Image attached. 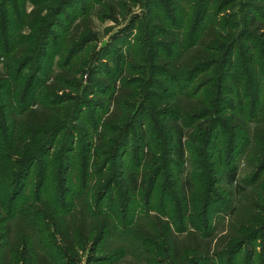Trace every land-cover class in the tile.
<instances>
[{
	"label": "trees",
	"instance_id": "1",
	"mask_svg": "<svg viewBox=\"0 0 264 264\" xmlns=\"http://www.w3.org/2000/svg\"><path fill=\"white\" fill-rule=\"evenodd\" d=\"M28 1L34 6L30 12L25 10ZM56 1L0 0V57L7 59L5 70H0V204L2 211H5V214L0 212V242L12 236V226L9 221L6 222L12 215L8 213L11 208L13 210L21 192V182H24L37 162H40L39 176L42 181L51 179L60 168L63 173L60 178L62 188L68 189L72 184V176L68 175L73 169V147L63 143L62 149L50 152L56 145L57 137L67 129L68 118L72 113L65 105L72 99L65 98L58 92L70 87L78 90L74 79L81 70L82 63L72 65L74 67L71 66L72 71H69L66 69L69 65L67 59L58 73H53L51 65L46 67L43 63V60L52 57L48 51L49 46L57 45L51 39L56 37L53 28L58 24L59 15L63 13L65 6L69 7L72 3L69 0ZM139 1L148 10L142 20L144 30L140 29L148 39L138 38L136 46L126 43L123 48H127L136 57L141 55L142 59L133 58L135 63L129 60L128 64L137 68L134 71L141 73L143 77H128L124 74V68L119 66L123 60V48L117 45L116 67L109 69L108 78H101L97 87L89 90L94 94H109L107 99L100 98L94 107L102 110L108 107L103 115L104 121L100 123L92 112L87 116V123H80L85 126L81 129L83 133L77 129V135H81L86 144L79 152L78 180L82 188H86L90 177L100 179L97 184L96 205L93 206L86 200H82V204L90 210L93 217L99 218L105 211V216L112 219L111 228L117 230V220L121 226H130L136 221L135 212L130 211V206L140 192L139 195L144 196L143 212L153 211L161 221V225L153 226L156 239L139 243L144 252H147L148 257L145 258L148 264L152 260L159 264V258L151 257L152 253L157 255L158 252L169 257L171 264H208L207 250L202 254L203 251L200 253V249L196 247L185 249L186 252L179 249L176 234H183L191 227L202 237L209 238L213 235V214H218L220 207L229 209L233 200V196L229 195L226 204H222L217 210L212 208V204L218 200L217 185L220 181L216 140L221 135L230 136L227 148H232L234 152L238 140H247L251 133L253 141L258 144L255 170L248 177V184L258 182L255 184L257 187L253 188L247 199L249 211L245 222L230 225L221 236L225 246L218 252L216 260L224 262L228 259L234 264V257L247 242L253 243L264 235V178H261L264 174V127L256 126L250 131L244 116L245 100L251 99V103L257 105L264 80V0ZM237 3L245 8L242 22L240 21L243 29H237L233 33L228 29V17H223L222 20L219 17L217 21L213 16L201 37L195 36L212 5L219 15ZM84 5L85 15L77 19L70 37L75 32H82V26L88 28L91 15ZM186 16H189L191 23V36L185 52H189L188 59L184 62L185 54L181 47L183 36L180 32ZM136 19L134 17L133 21ZM80 35L82 36L77 40V45L70 48L71 60L82 51L93 33L87 29V32ZM236 49L242 55L238 56L237 62L234 60ZM111 51L112 49L107 52ZM53 53L56 54V51ZM145 53L148 54L147 59L144 57ZM127 62L125 59L126 64ZM32 64H36V71L24 75V70ZM235 66L240 69L238 74L232 71ZM212 69L215 72L218 70L217 80L211 77L201 81L198 90L197 86L193 87L187 96L196 98L194 105L183 112L179 101L173 99L172 95L181 92L184 83L193 82L198 74ZM143 70L149 73L148 77ZM40 86L45 92L41 99L33 102ZM208 86L209 90L200 96ZM87 92L85 90L86 95ZM107 100L109 105L106 104ZM36 102L39 104L38 108L33 107ZM77 103L80 104L79 109L77 107L71 115L74 116L72 120L75 123L81 119L80 113L84 111V104L81 101ZM111 105L115 106L112 112ZM186 127H190L189 130L186 131ZM130 149L134 150V157L132 164H127L126 157L131 154ZM244 150L243 146L237 153ZM187 152L191 155L189 160ZM48 155L51 160H46ZM144 161L146 166L141 169ZM187 163L189 166L183 179ZM223 166L227 184L235 183L238 167L234 159L228 158ZM163 168L171 181L165 183L158 192L157 182L163 175ZM50 172H53L52 176ZM16 183L19 188L12 190ZM237 188L241 189L239 192L245 190V187ZM106 198L110 202L107 204L108 208L104 209L102 201ZM62 199H66V195ZM41 200L36 197L35 204L42 203L32 207L40 216L46 253L36 259L29 250L28 239L18 234L9 251L11 261L16 260V264H73L66 257H62L60 261L61 254L57 258L49 254L50 246L64 254L66 251L74 252L84 241L90 239V232L97 229L101 233L95 239L96 245H102V250L109 254L102 259V263L119 264V257L110 254L114 243L110 234H106L107 226L98 228L99 222L96 221L90 227L92 229L86 231L87 225L75 226L76 217L69 214L66 206L58 207ZM192 206L197 208L198 213L192 211ZM128 231L132 232L131 229ZM56 233L67 248L60 246ZM17 254L21 255L20 258H16ZM262 254L264 258V243ZM178 256L181 257L180 261Z\"/></svg>",
	"mask_w": 264,
	"mask_h": 264
},
{
	"label": "rangeland",
	"instance_id": "2",
	"mask_svg": "<svg viewBox=\"0 0 264 264\" xmlns=\"http://www.w3.org/2000/svg\"><path fill=\"white\" fill-rule=\"evenodd\" d=\"M56 1V0H55ZM60 1V0H59ZM58 1V2H59ZM66 0H64L65 2ZM71 1V6H65L63 8V13L59 15V20L57 26L53 28L54 34L56 37L52 38L51 40L57 43L56 46L50 45L49 46V53L51 52V58H47L43 60L45 66L51 65L53 73H58L61 70V65L69 62V65L66 69L72 71V65L77 66V63H82L80 66L81 70L74 79L75 86H78L77 89L73 88H66L63 91H59V95H63L65 98L72 99L68 101L65 105L69 108V110L74 114V110L79 109L80 104L77 101H81V104L84 106L82 107L84 111L81 114V119L78 122H74L72 120L70 114L68 118V126L65 131H63L56 140V145L51 149L52 153L54 150L57 149L59 151L62 149L63 143L70 145L69 147H73V152L71 153V158L73 162V169L69 173V177L72 176V184L71 187L68 189H63L62 185L60 184V178L63 176L60 168L59 171L56 172L53 177L49 180H41L39 176V163L37 162L32 169L31 173L24 178V182H21L23 186L21 187V192L16 198V202L14 204L13 210L8 213L12 218L7 221L12 226V236L4 241L0 242V264H16V260L11 261V253L10 248L14 245L15 238L18 234L22 235L26 239H28L30 246L29 250L36 259L38 257L44 256L46 250L44 249L43 243L44 240V232L42 231L41 223L39 221L40 216L36 213L35 209L32 207L35 204L36 197L41 198V201H48L56 206H66L69 210V214L72 213L76 217L75 226H83L87 225L88 229L86 231L91 230L90 228L93 225V222L98 221V228H108L107 235L110 234L112 239L113 247H111V253L115 254L116 257H119V264H148L146 261V254L142 246H140V242L143 240L152 241L156 239L155 235L156 232L153 230V226L161 225L160 219L153 211H148V213L144 211V196L142 194L139 195L138 192L137 198L135 202L131 204L130 211L135 212L136 221H134L130 226H121L119 225L120 221L117 220V230L112 229V219H109L105 216V211L102 212L103 214L97 218L91 215L90 210H87L84 205L82 204V200H86V202H90L93 206L96 205V196L98 194V187L97 184L99 183V178H89L87 181V187L82 188L80 181L78 180L80 174V158L79 152L83 150V146L85 144V139L83 137L77 135V129L80 131L84 128V125H80L82 122L87 123V116L94 112V117L98 119L100 123H102L103 115L108 110V107L104 110L102 109H94L96 107L100 98L107 99L109 94H100V93H93L92 88L97 87V83L99 80L104 79L105 77L108 78L109 69L116 67L117 61V45L124 46V44L129 43L136 46L138 44V38H146V33H142L140 29L144 30L143 21L144 17L146 16L147 8L141 3L139 0H69ZM153 1V0H152ZM57 2V1H56ZM57 2V3H58ZM69 3V4H70ZM83 4L88 9L87 13L90 12V21L88 23V31H91L93 35L89 40L84 44L81 52H78L77 55L71 60L70 59V48L77 45V40L82 32H87L86 26H82L84 29L82 32H75L73 37H70L71 29L75 23H77V19H79L82 15H85V11L83 10ZM122 4V5H121ZM127 5V6H126ZM123 6H126L125 9ZM81 7V8H80ZM34 6L28 1L25 5V10L30 12ZM245 8L243 5L239 3L235 4L233 7L230 8L228 11H224L222 14H216V8L212 5V7L208 10V13L199 26L198 31L195 33L198 38L201 37L202 33L208 28L210 19L214 16L217 21L223 18H229V26L228 29L231 30L233 33L234 31L237 32V29H243L242 26V17ZM181 13V12H180ZM103 15V16H102ZM137 17L135 21L133 18ZM187 18V20H186ZM222 20V19H221ZM241 21V22H240ZM132 25V26H131ZM235 28H233V26ZM236 25V26H235ZM135 26V28H133ZM28 32V28H25ZM225 32H228L225 30ZM183 36L181 47L183 48V54H185L187 50L188 40L191 34V23L189 20V16H186L183 21V25L181 27V32ZM148 36V35H147ZM148 39V38H146ZM127 41V42H126ZM72 43V44H71ZM249 44L253 45V42ZM242 45H244L242 43ZM111 52H107L111 50ZM56 51V54L53 53ZM58 51V52H57ZM195 51V50H194ZM239 49L235 50V58L234 60L237 62L239 55ZM155 52V51H154ZM153 52V53H154ZM157 52V50H156ZM58 53V54H57ZM195 53V52H193ZM74 54V53H73ZM72 54V55H73ZM187 52L184 56V62H187L188 59ZM69 55V56H68ZM123 60L121 61V65L125 72L124 74L128 77H133L134 75H138V77H143V75L139 72H135L134 70L137 68H133L130 66L129 60L134 62L135 58L142 59L141 55L136 57L135 54L129 52L127 48H123L122 51ZM106 57V58H103ZM145 59L148 58V54L145 53ZM242 57V55L240 56ZM134 58V59H133ZM70 59V60H69ZM125 59L128 61L127 64L125 63ZM241 59V58H240ZM6 58L0 57V70H5V62ZM53 60V61H52ZM135 63V62H134ZM72 66V67H71ZM36 64L29 65L26 70H24L23 74L30 75V73H34L36 71ZM239 67H233V72H239ZM217 69L216 72L212 69L204 73H200L197 75L193 82L184 83L183 89L180 90L174 95H172L173 99H176L180 103L181 109L184 111H188L190 108L193 107V101L196 98L188 97L187 94L190 93L193 87L197 86V90L199 89L198 85L201 81H205L208 78L213 77L214 80H217ZM145 76H149V73L143 70ZM139 73V74H137ZM236 74V75H237ZM146 78V77H145ZM52 79L50 78V81ZM228 80V84H229ZM74 86V85H73ZM74 86V87H75ZM101 88V86H100ZM85 90H88V95L85 94ZM179 90V89H178ZM209 90V86L202 90L200 96H202L205 91ZM45 89L41 86L37 88L36 94L33 98V102L42 98ZM94 94V96L92 95ZM75 99V100H74ZM246 108L244 111L245 120L247 121V125L250 131L256 126H263L264 127V80L261 86V94L256 106L251 103V99H246ZM107 105L110 102L107 100ZM39 104L36 102L33 107L38 108ZM115 106L111 105L110 111H114ZM67 111V109H65ZM80 127V128H79ZM190 127H186V131L189 130ZM101 129V128H100ZM100 131V130H99ZM83 133V130H81ZM92 133V132H90ZM93 137H95V133L93 132ZM187 137V136H186ZM185 137V139H187ZM95 139V138H94ZM96 140V139H95ZM133 141L134 138L132 139ZM230 140V136L226 135L216 140V156L219 157V171H220V181L217 185L218 188V200L212 204V208L217 210L219 206L222 204H226V199H228L229 195L233 196V200L229 205V209L224 207H220L221 211H218V214H213L211 224L213 226V235L209 238L202 237L196 229H190L180 235H177V245L179 249L185 251V249L189 248H198L200 249V253L203 251L202 254L208 251L209 256V263L208 264H231L228 259H225L224 262H217L218 260V252L224 248V243H222V235L225 233L226 229L229 228L232 224H239V221L242 223L245 222L247 219V213L249 211V207L247 205V199L251 196L253 192V188H256L255 184H248V177L252 176L254 172V165L256 162V146L257 142L253 141L252 134L250 133L249 138L244 140L240 138L238 140V146L236 150L232 148H227L228 143ZM132 141V144L134 142ZM245 141V142H244ZM244 143H246L244 145ZM244 146V151L238 154V150ZM131 150V154L126 157L127 164H132L134 150ZM238 152V153H237ZM78 154V155H77ZM132 156V158H131ZM187 159L191 156L187 152ZM230 157L234 159L238 167V178L237 181L233 184H227L226 177L223 172V163L230 160ZM255 159V160H253ZM46 160H51L50 155L46 158ZM146 166V162L142 163L141 169ZM187 166L189 164H185V173L182 175L183 179L187 173ZM256 167V166H255ZM163 175H161L157 182V189H162V186L171 181L167 177V171L163 168L162 170ZM51 176L53 172H50ZM261 178H264V174ZM260 178V179H261ZM41 180V181H40ZM18 181V180H17ZM241 186L245 190H239L237 187ZM17 187L19 188V184L16 183L12 186V190ZM66 195V199H62V196ZM1 197V194H0ZM219 197H223L219 199ZM102 207L104 209L108 208L107 204L110 202L108 198L102 201ZM153 202L156 203L154 200ZM42 203V202H41ZM41 203L37 202L35 205H40ZM89 203V204H90ZM118 205V203H115ZM192 211H197V208L194 206L191 207ZM229 210V211H228ZM0 212L5 214V211H2L1 204H0ZM222 212V214H220ZM67 214V215H69ZM196 214V213H195ZM66 215V216H67ZM144 215V216H143ZM220 217V218H218ZM223 218V219H222ZM222 219V220H221ZM116 223V222H115ZM78 224V225H77ZM247 224V223H246ZM126 227L132 230V232L125 230ZM93 231V230H92ZM90 232V239H87L83 242V245H80L78 249L74 252L66 251L61 253L56 247L50 246L49 254L54 255L56 258L59 257L58 254H61L59 260L62 261L63 258H67L73 262V264H105L102 263V259L108 256L101 246L96 245V240L99 238V234L101 230H95ZM105 234V232H104ZM13 237V238H12ZM56 238L59 243H61V247L64 249L67 248L63 240L57 235ZM96 239V240H95ZM95 240V241H94ZM14 241V242H13ZM24 241H26L24 239ZM147 242V241H146ZM263 243H264V235L262 234L260 239L256 240L253 243H246L242 248L241 252L234 257V264H264V258L262 257L263 252ZM103 247V246H102ZM13 248V247H12ZM59 252V253H58ZM156 252V251H155ZM186 252V251H185ZM156 253H152L151 257L159 258V264H171V260L167 256L161 255L159 252L157 255ZM201 254V255H202ZM159 255V256H158ZM21 255L17 254L16 258H20ZM23 256L25 257L26 254L24 253ZM49 259H52L50 255L47 256ZM148 257V256H147ZM228 258V256L226 257ZM181 260V257L178 256V261ZM189 260V259H187ZM186 260V261H187ZM202 262L201 264H203ZM19 264H23L20 262ZM150 264H156L153 260L150 261Z\"/></svg>",
	"mask_w": 264,
	"mask_h": 264
}]
</instances>
